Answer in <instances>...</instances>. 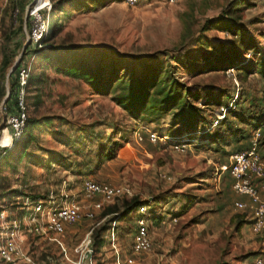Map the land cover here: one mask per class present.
Wrapping results in <instances>:
<instances>
[{"label": "rangeland", "instance_id": "374dc122", "mask_svg": "<svg viewBox=\"0 0 264 264\" xmlns=\"http://www.w3.org/2000/svg\"><path fill=\"white\" fill-rule=\"evenodd\" d=\"M35 2L0 0V62L4 49L16 55L0 68V139L11 69L21 57L29 70L28 122L0 161V207L10 219L21 216L13 192L81 197L90 179L130 195L99 200L93 219L66 227L71 259L89 233L96 264H114L112 236L131 257L147 207L152 247L135 264L264 263L263 237L236 208L247 197L234 192L230 174L231 156L256 134L264 161V0H51L38 42L30 36ZM226 95L240 117L227 116ZM252 184L264 199L260 181ZM26 239L34 262L47 264L41 241Z\"/></svg>", "mask_w": 264, "mask_h": 264}, {"label": "built area", "instance_id": "2783aa9c", "mask_svg": "<svg viewBox=\"0 0 264 264\" xmlns=\"http://www.w3.org/2000/svg\"><path fill=\"white\" fill-rule=\"evenodd\" d=\"M131 3L133 0H129ZM52 10L51 0H37L31 9L32 17L30 36L33 41L48 33V23L40 16V12ZM29 80V70L20 67L17 75L16 101L14 112L5 110L4 124L0 139V161L13 152L23 134L27 121L26 87ZM259 134H256L248 150L231 156L230 174L234 180L233 190L240 196H246L247 201H238L235 206L240 211H248L251 215L252 231L261 235L264 240V199L254 187V180L260 181L259 190L264 192V161L258 155ZM7 141V142H6ZM183 149V148H182ZM181 149V150H182ZM81 197L60 191L59 195L49 193L46 198L24 196L19 199L14 208L20 213L19 219H10L11 209L0 207V262L2 264H37L33 252L28 247L27 237L37 238L41 242L57 245L68 264H96L95 249L91 233L73 249L75 259L68 257L62 236L67 226L78 223L81 219H93L95 211L101 207L100 201H110L114 198L130 195L123 187L101 184L93 180H84L81 184ZM81 198V199H80ZM88 203V206L85 204ZM147 207L139 209L136 232L131 245V257L122 258L112 236L114 264H135L134 257L150 251L152 243L149 237ZM21 219L25 220L22 224ZM94 228H92L91 232ZM255 264H264L257 259Z\"/></svg>", "mask_w": 264, "mask_h": 264}, {"label": "trees", "instance_id": "16d2710c", "mask_svg": "<svg viewBox=\"0 0 264 264\" xmlns=\"http://www.w3.org/2000/svg\"><path fill=\"white\" fill-rule=\"evenodd\" d=\"M20 24V23H19ZM21 26L18 25V27L16 28V34H15V37H19L20 33H21ZM29 47V46H28ZM27 47V49H28ZM27 49H26V52H27ZM25 52V53H26ZM16 55L13 53V52H9V51H6L5 49L3 50L2 52V56H1V62H0V68L1 70L4 72L8 67H9V64H10V60L15 57ZM21 67V64H19V66L15 69V71L13 72V74L10 76V88H11V93H10V96L9 98L6 100V103L4 104V108L7 112L9 113H12L14 112V109H15V102L13 100V93H14V90H15V86H13V81H17V75H18V70L19 68ZM228 70V69H227ZM221 98L223 99V97L221 96ZM225 100L227 101L224 105L226 106V114L227 116H230V117H233V118H238L240 117V113H238L237 111L235 110H231L230 108H227L228 106V103L230 102V100H232V97L231 96H225L224 97ZM205 99V98H204ZM207 99V98H206ZM200 101H203L202 99L199 98ZM205 101V105H211L213 103V98H210L208 100H204ZM215 106L219 107L220 109H222L221 107V104L218 100H216L215 102ZM222 103V102H221ZM235 105H239V102H236ZM236 106H234L236 108ZM207 121V120H205ZM204 121V122H205ZM217 124L221 123L219 120H217ZM27 122L28 120L26 121V125H27ZM222 124V123H221ZM216 138L219 139V142L221 143H224L225 144V138L221 135H216ZM17 150V148H15V150L13 152H11L9 155H12L15 151ZM4 159V158H3ZM2 159V160H3ZM6 162L9 160H7V158L4 159ZM18 198L19 197H24V196H27L26 194L24 193H21L19 191H15L13 192ZM94 245V243H93Z\"/></svg>", "mask_w": 264, "mask_h": 264}, {"label": "crops", "instance_id": "0c3cea01", "mask_svg": "<svg viewBox=\"0 0 264 264\" xmlns=\"http://www.w3.org/2000/svg\"><path fill=\"white\" fill-rule=\"evenodd\" d=\"M63 244H64V242H63ZM64 246H65V244H64ZM37 247L40 248V253L50 255V258H47L49 256L46 257L47 264H68L65 261L63 255L61 253V250L57 245L52 244V243L40 242ZM41 247H43V248H41Z\"/></svg>", "mask_w": 264, "mask_h": 264}, {"label": "water", "instance_id": "95a60500", "mask_svg": "<svg viewBox=\"0 0 264 264\" xmlns=\"http://www.w3.org/2000/svg\"><path fill=\"white\" fill-rule=\"evenodd\" d=\"M20 60H21V57H20V58L14 63V65H13V67H12V69H11V73H12L13 71H15V69L19 66ZM6 97H7V98L9 97V93H7ZM5 101H6V100H5ZM5 101H4L3 105L5 104Z\"/></svg>", "mask_w": 264, "mask_h": 264}, {"label": "bare ground", "instance_id": "6f19581e", "mask_svg": "<svg viewBox=\"0 0 264 264\" xmlns=\"http://www.w3.org/2000/svg\"><path fill=\"white\" fill-rule=\"evenodd\" d=\"M7 142V141H6Z\"/></svg>", "mask_w": 264, "mask_h": 264}]
</instances>
